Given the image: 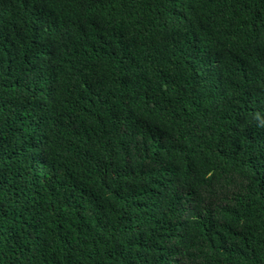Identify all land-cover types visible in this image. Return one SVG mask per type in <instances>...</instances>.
<instances>
[{
    "label": "trees",
    "instance_id": "16d2710c",
    "mask_svg": "<svg viewBox=\"0 0 264 264\" xmlns=\"http://www.w3.org/2000/svg\"><path fill=\"white\" fill-rule=\"evenodd\" d=\"M0 264H264V0H0Z\"/></svg>",
    "mask_w": 264,
    "mask_h": 264
}]
</instances>
